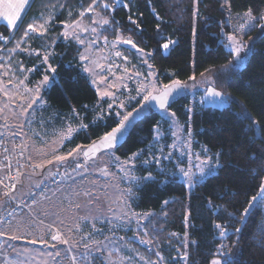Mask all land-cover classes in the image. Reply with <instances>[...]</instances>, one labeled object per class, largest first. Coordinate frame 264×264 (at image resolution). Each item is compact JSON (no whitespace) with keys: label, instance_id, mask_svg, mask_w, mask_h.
<instances>
[{"label":"trees","instance_id":"1","mask_svg":"<svg viewBox=\"0 0 264 264\" xmlns=\"http://www.w3.org/2000/svg\"><path fill=\"white\" fill-rule=\"evenodd\" d=\"M227 1L233 14L264 10V0ZM105 3L111 7L104 8ZM93 4L109 20L103 34L110 40L121 34L147 52L162 85L212 76L215 88L230 98L221 108L196 103L192 118L190 92L171 104L169 110L176 113L180 123L186 129L191 127L195 149L208 151L220 167L196 183L191 192L177 176L139 168L155 176L140 184L133 201L136 212L154 214L146 224L154 245L168 254L180 238L188 235V264H212L217 259L222 264H264V208L253 200L264 185V32L243 64L234 70L235 56L228 49L226 34L230 29L222 0H32L15 32L0 26V34L6 37L0 39V47L13 49L15 43L24 40L32 51L49 48L55 53L52 63L56 79L43 93L45 102L60 116L76 113L87 125L65 150L90 145L121 124L114 114L97 119L99 97L82 71V50L75 41L60 40L64 24L81 19L80 10H88ZM52 10L57 15L45 35L28 33L29 25L34 26ZM165 43L173 45L168 54L164 53ZM40 61L33 56L30 61L23 59V65L31 70ZM42 71L36 69L33 80H41ZM161 121L159 113H146L115 152L129 159L147 150ZM43 177H30L26 185ZM3 207L0 199V216Z\"/></svg>","mask_w":264,"mask_h":264},{"label":"rangeland","instance_id":"2","mask_svg":"<svg viewBox=\"0 0 264 264\" xmlns=\"http://www.w3.org/2000/svg\"><path fill=\"white\" fill-rule=\"evenodd\" d=\"M222 2L230 29L226 34L228 49L235 56L233 67L237 70L264 32V20L260 19L264 10L257 14L251 11L252 17H248L245 15L248 11L233 14L228 1ZM55 12L45 13L43 20L33 26L36 31L28 28V33L45 35L55 21ZM80 15L81 19L64 24L60 40L75 41L82 50L79 57L82 71L99 97L97 119L114 114L121 123L151 95L167 86L158 81L147 52L121 34L116 40L103 34L109 20L100 11L94 7L91 12L80 10ZM104 20L108 23L104 24ZM125 40L136 47L124 43ZM15 44L9 50L0 47V137L18 145L25 157L39 167L34 177H44L32 185L52 179L57 166H75L76 170L46 198L36 202L31 214L20 215L10 225L1 224L0 264H168L171 261L188 264L191 244L188 235L180 238L167 254L162 247L154 245L146 228L154 214L134 210L138 187L150 181L145 177L155 178L152 172L144 173L139 168L167 177L177 176L191 192L196 183L217 172L214 156L205 149H195L191 127L186 129L169 108L159 113L162 121L155 128L154 141L147 150L130 157L134 159H123L111 150L88 162L83 158L86 146L65 150L66 144L85 128L76 113L60 116L45 102L43 93L56 79L55 72L49 68V65L55 68L52 63L55 53L49 48L32 51L24 40ZM171 46L164 49L165 54ZM19 55L28 61L33 56L40 57L41 61L27 70ZM45 55L47 63L42 62ZM36 69H43L41 80H33ZM44 75L50 78L47 82ZM181 87L192 94L191 118L196 103L221 108L230 99L223 94H212L219 92L212 76L193 79ZM134 108L137 109L132 111ZM148 112L144 110L141 116ZM69 128L73 130L71 134ZM184 172L190 174L191 186ZM254 204L264 208V192L260 191ZM185 255L187 260L183 259Z\"/></svg>","mask_w":264,"mask_h":264},{"label":"built area","instance_id":"3","mask_svg":"<svg viewBox=\"0 0 264 264\" xmlns=\"http://www.w3.org/2000/svg\"><path fill=\"white\" fill-rule=\"evenodd\" d=\"M75 170V166L60 165L52 179L43 180L39 185H26L25 181L37 175L39 167L25 157L18 145L0 137V199L4 203L0 226L2 223L10 225L22 214H31V207L46 198Z\"/></svg>","mask_w":264,"mask_h":264},{"label":"snow or ice","instance_id":"4","mask_svg":"<svg viewBox=\"0 0 264 264\" xmlns=\"http://www.w3.org/2000/svg\"><path fill=\"white\" fill-rule=\"evenodd\" d=\"M119 2H120V0H116V3H119ZM28 3H29V0H15V2H13V0H0V17H2L3 19H5V20L7 21V24H8L9 26L15 28V27H16V23H17V21L20 19V12L24 9L25 5H27ZM94 7H95V4H93L92 6H90L89 9H88V11H89V12L93 11ZM103 7L107 9V8H109V7H111V6H110L109 4H107V3H105V4L103 5ZM245 15L248 16V17H252V12H251V10H249L247 13H245ZM130 19H131V18H130ZM260 19H261V20H264V15H261ZM133 22H134V21H133ZM103 23H104V24H107L108 21H107V20H104ZM134 23H135V22H134ZM41 27H43V26H41ZM29 29L32 30V31H36V29H35L33 26H31V25H29ZM64 35L67 36L68 33H65ZM0 39H6V37L3 36L2 34H0ZM232 39H235V37H232ZM81 42H82V41H81ZM124 43H126V44H131L133 48L136 47V45H135L134 43H132L130 40H125ZM169 43H174V42L170 41ZM169 43H165V44H163V48H164V49H168V48H169ZM37 55H39V53H37ZM117 55H119V53H117ZM47 60H48V56L45 55V56L43 57V61H42V62L47 63ZM49 68L51 69V71H52L53 73L56 71L55 68H51L50 65H49ZM33 70H34V69H33ZM87 70H88V69L85 68V71H87ZM49 79H50V78H49L48 75H44V78H43L44 82H47ZM176 83H179V82L177 81ZM169 87H170V86H169ZM167 94H168V93L165 92V93H164V96H167ZM212 94L215 95V96H220V95H221V93H219V92H215V91H214ZM105 95H108V93H105ZM146 99H147V97H146ZM152 99H153V100H156V99H158V97L153 96ZM159 99H160L161 107H163V106H164V99H163V97H161V98H159ZM124 119L127 120L128 117L126 116V117H124ZM82 127L86 128L87 125H82ZM124 127H125L124 123L121 122L119 128L113 129L112 132L108 133L107 135H105V136L102 138V142H103V144H104L105 146H107V147H113V146H114V142H115L116 137H117V133H119L120 130H121L122 128H124ZM68 131H69V134H71V132H72L73 130H72L71 128H69ZM262 131H264V129H262ZM135 155H139V154L137 153V154H135ZM218 155H219V154H217V156H218ZM130 159H134V157H133V158H130ZM145 163H147V161H145ZM215 166H216V167H220L218 161H217V163H216ZM181 171H183V170H181ZM202 174H203V170H202ZM184 175H185L186 177H189V186H191L190 174L187 173V172H184ZM144 179H145V180H152V179H154V178H153L151 175H149L148 177H145ZM261 191L264 192V188H262ZM255 199H256V198L253 197V200H255ZM164 203L167 204L168 201H164ZM249 207H251V205H250ZM245 215H247V211H245ZM216 227H217V228H221L222 226H221V225H216ZM53 239H59V237H58V236H53ZM221 247H223V245H221ZM183 259H184V260H187V256L185 255V256L183 257ZM212 264H220V261H219V260H213V261H212Z\"/></svg>","mask_w":264,"mask_h":264},{"label":"water","instance_id":"5","mask_svg":"<svg viewBox=\"0 0 264 264\" xmlns=\"http://www.w3.org/2000/svg\"><path fill=\"white\" fill-rule=\"evenodd\" d=\"M165 92L168 93L167 96H164ZM184 93L185 92L182 89L181 84H173V85H170V87L169 86L164 87L160 93L151 95L140 108L134 111L128 117L127 120L123 121L125 127L122 128L119 133H117V137H116L113 147L105 146L102 142V138H103L102 137L98 141L86 146V149L83 154V158L89 162V161L96 160L104 152L116 150L118 147L122 146L125 143V141L130 136L131 132L134 130L135 126L142 120L144 116H141V113L144 110H150V112L160 113L170 108L171 104L174 101H176L177 98L183 95ZM153 96L158 97V99L153 100L152 99ZM161 97H163L164 99L163 107H161V103L159 99ZM119 127L120 125L116 128H119Z\"/></svg>","mask_w":264,"mask_h":264},{"label":"crops","instance_id":"6","mask_svg":"<svg viewBox=\"0 0 264 264\" xmlns=\"http://www.w3.org/2000/svg\"><path fill=\"white\" fill-rule=\"evenodd\" d=\"M13 2H15V0H13ZM31 2H32V0H29V3L27 5H25L24 9L20 12V19L17 21L15 28L9 26L7 24V21L5 19H3L2 17H0V26H5L10 30H16L19 27L20 23L22 22ZM21 194H22V190L19 192V195H21Z\"/></svg>","mask_w":264,"mask_h":264}]
</instances>
